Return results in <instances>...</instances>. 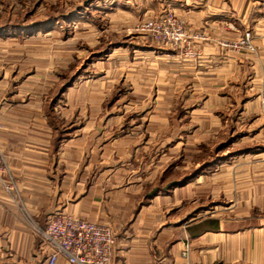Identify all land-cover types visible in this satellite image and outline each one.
I'll use <instances>...</instances> for the list:
<instances>
[{
  "label": "crops",
  "instance_id": "1",
  "mask_svg": "<svg viewBox=\"0 0 264 264\" xmlns=\"http://www.w3.org/2000/svg\"><path fill=\"white\" fill-rule=\"evenodd\" d=\"M194 2L189 26L209 35L195 40L196 60L143 50L155 59L152 71L159 79L154 89L176 96L186 124L182 114L171 123L164 113L165 118L130 122L119 133L118 114L102 115L97 109L95 115L91 108L86 114L85 103L70 134L55 122L54 103L46 96L19 99V91L0 85V148L15 185L10 191L0 185V264H46V252L27 218L44 226L56 211L109 224L114 232L111 264H187L181 256L185 243L192 264H264V180L222 184L223 196L237 190L232 195L241 209L233 208L229 196L224 206L214 203V184L208 186L202 174L178 182L198 166L195 141L225 126L239 128L246 120L254 122L256 133L263 129L258 94L264 90V3ZM247 25L254 29V52L222 45ZM171 125L177 128L173 134ZM181 158L183 168L176 165ZM168 168L184 171L167 186ZM55 264L68 263L58 258Z\"/></svg>",
  "mask_w": 264,
  "mask_h": 264
},
{
  "label": "rangeland",
  "instance_id": "2",
  "mask_svg": "<svg viewBox=\"0 0 264 264\" xmlns=\"http://www.w3.org/2000/svg\"><path fill=\"white\" fill-rule=\"evenodd\" d=\"M194 1L0 0V85L6 87L7 92L19 91V99H30L31 94L46 96L49 102L54 103L55 122L62 124L70 134L79 123L78 111H84L81 108L85 103L86 114L90 108L95 115L97 109H102V115L104 111L118 114L121 122L119 133L128 128L130 122H141V118L156 115L165 118L164 113L171 123L182 114V122L186 124L188 116L179 107L180 101L176 96L168 98L154 89L159 79L152 71L155 64L151 62L155 59L145 52H170L183 61H192V58L180 55L178 50L172 52L160 48L151 36L141 30V25L147 20L172 14L182 21L189 50L196 51L195 40L207 39L209 35L204 31H193L189 26V11L193 9ZM250 1L264 3V0ZM230 19L224 20L229 22ZM245 32L251 35L250 46L253 49L244 46L236 50L232 47L233 42ZM254 36V29L247 25L239 37L221 43L227 42L233 52H254ZM104 50L107 53L100 56ZM66 83L73 87L69 93H66L69 87L65 86ZM144 86L151 90L141 93L129 91L130 87ZM92 103L94 105L90 106ZM65 104H70L69 110L63 108ZM166 109L169 111L165 112ZM259 115L261 132L256 133L254 122L246 120L239 128L225 126L215 136L195 141L197 168L201 167L198 175H204L203 180L208 186L209 183L214 184V203L224 206L229 196L227 193L222 195L224 182L264 180V117L260 110ZM169 128L170 124L167 125V135ZM171 131L175 133L176 126L171 125ZM242 132H245L243 139L239 136ZM169 138L167 143H170ZM176 165L183 168L185 162L182 158L177 159ZM182 172L168 168L165 174L167 186ZM190 172L182 175L181 179ZM229 191V197L234 200L233 208H243L238 205L237 195H232L237 190Z\"/></svg>",
  "mask_w": 264,
  "mask_h": 264
},
{
  "label": "built area",
  "instance_id": "3",
  "mask_svg": "<svg viewBox=\"0 0 264 264\" xmlns=\"http://www.w3.org/2000/svg\"><path fill=\"white\" fill-rule=\"evenodd\" d=\"M141 30L151 36L160 48L174 52L184 57L196 60L197 51L189 50L186 34L181 20L172 14H166L154 20H147L141 25ZM196 38V35L194 36ZM251 35L249 32L233 42L236 50L249 46ZM222 45L228 46L227 42ZM259 110L264 117V90L258 94ZM0 185L10 191L15 188L10 169L0 148ZM33 233L39 238L46 252V264H55L58 258H63L68 264H111L114 232L109 224L89 221L67 212L56 211L40 226L30 217L27 218ZM181 256L189 259V246L183 245Z\"/></svg>",
  "mask_w": 264,
  "mask_h": 264
},
{
  "label": "trees",
  "instance_id": "4",
  "mask_svg": "<svg viewBox=\"0 0 264 264\" xmlns=\"http://www.w3.org/2000/svg\"><path fill=\"white\" fill-rule=\"evenodd\" d=\"M106 53H107V52L104 50L103 52L100 53V56H101V55H104V54H106ZM69 85H70V83H66V84H65L66 87L69 86ZM200 168H201V167H198V168H196V169H193V170L190 172L189 175H187L186 177H183V178H182L181 180H179L178 182H184V181H186V180H189V179H191V178H194L195 176H197V175L199 174Z\"/></svg>",
  "mask_w": 264,
  "mask_h": 264
}]
</instances>
